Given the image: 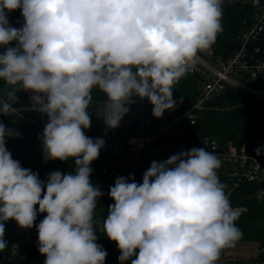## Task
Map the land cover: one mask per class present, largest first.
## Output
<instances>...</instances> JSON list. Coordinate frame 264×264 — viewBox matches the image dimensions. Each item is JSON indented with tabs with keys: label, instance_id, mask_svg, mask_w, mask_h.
<instances>
[{
	"label": "clouds",
	"instance_id": "obj_1",
	"mask_svg": "<svg viewBox=\"0 0 264 264\" xmlns=\"http://www.w3.org/2000/svg\"><path fill=\"white\" fill-rule=\"evenodd\" d=\"M18 8L21 28L7 19ZM222 17L223 0H0V80L11 89L9 99L32 91L31 102L47 115L45 159L76 164L74 175L53 171L45 184L12 158L6 137L19 133L0 122V251L7 247L5 222L31 228L39 205L46 213L37 226L44 264H104L107 252L94 229L103 193L90 181V164L105 141L84 132L91 92L107 96L110 128L134 95L147 98L161 118L176 107L175 83L223 31ZM13 110L0 99V112ZM220 167L213 152L192 148L152 161L140 184L117 178L102 230L117 243L121 264H216L223 249L234 247L243 234Z\"/></svg>",
	"mask_w": 264,
	"mask_h": 264
},
{
	"label": "built area",
	"instance_id": "obj_2",
	"mask_svg": "<svg viewBox=\"0 0 264 264\" xmlns=\"http://www.w3.org/2000/svg\"><path fill=\"white\" fill-rule=\"evenodd\" d=\"M228 8L242 9L245 13L241 29L232 42L223 37ZM222 26L223 31L211 49L199 53L198 62L184 76L195 79L197 97L193 103H177L174 110H166L161 118H156L148 99L135 97L126 105L128 111L119 125L110 128L104 118L107 102L91 100L87 109L91 125L84 132L93 140L102 138L105 141L99 154L105 164L92 181L102 195L109 196L117 178L138 172L151 161H165L192 148H205L220 159L221 167L217 170L228 171L221 177L230 200L243 184L260 185L257 194L264 199V136L258 142L260 155L250 153L245 145L224 148L210 137H192V128L203 113L228 90L264 98V0H260L258 7L253 6L252 0H223ZM8 88L0 80V99L7 100L14 109L8 115L27 123L34 141L42 142L49 121L47 115L39 112L38 106L31 102L34 93L20 89L16 93L17 99L12 100L7 95ZM0 115L5 114L0 112ZM35 209L37 217L31 228H22L17 222L12 226L5 223L7 247L0 251V264H44L46 257L38 250L37 226L46 213L39 212V205ZM231 248L221 251L218 264H242Z\"/></svg>",
	"mask_w": 264,
	"mask_h": 264
},
{
	"label": "trees",
	"instance_id": "obj_3",
	"mask_svg": "<svg viewBox=\"0 0 264 264\" xmlns=\"http://www.w3.org/2000/svg\"><path fill=\"white\" fill-rule=\"evenodd\" d=\"M244 16L245 13L242 9H227L223 35L225 40L233 41L241 29ZM7 19L9 24L15 28H21L25 23L19 8L7 13ZM10 45L15 47L16 42L13 41ZM91 96L95 102L108 101L107 96L98 88L92 90ZM135 97L137 96L134 95L132 99ZM196 97L197 90L194 78L183 77L179 85H174L173 99L177 103H193ZM0 122L7 129L19 133V135L6 137L5 146L12 153V158L19 161L23 168L30 169L37 174L42 182L46 184L49 174L53 171H59L62 174H75V158H68L65 161L45 159L43 141L40 143L34 141L31 127L27 123L10 115H0ZM263 136L264 98L243 91L228 90L222 98H218L212 103V108L203 113L197 125L192 128V137H210L217 140L224 148L230 145L236 147L245 145L249 152L254 154L259 148L258 142ZM151 162L142 170L130 173L125 178L134 177L136 183H142L143 175L150 167ZM104 164L105 161L101 155L90 164L93 169L90 175L91 182L97 177ZM223 180L221 177L220 182L222 183ZM129 182L132 180L129 179ZM259 189L260 185L258 184H243L235 191L230 200L232 207L239 212V218L235 223L243 234L240 240L254 241L260 245L257 264L264 262V199L258 196ZM112 204H114V200L110 195H101L97 198V206L94 210L96 243L107 252L104 264H121L118 259L121 253L117 243L111 241L102 230L103 221L106 219L108 208ZM5 223L12 226L16 221L12 219ZM124 264H131V261H125Z\"/></svg>",
	"mask_w": 264,
	"mask_h": 264
},
{
	"label": "rangeland",
	"instance_id": "obj_4",
	"mask_svg": "<svg viewBox=\"0 0 264 264\" xmlns=\"http://www.w3.org/2000/svg\"><path fill=\"white\" fill-rule=\"evenodd\" d=\"M11 89H6V92ZM20 91V90H19ZM228 173L227 169L217 170L219 180L222 175ZM235 257L238 258L242 264H257V257L260 255V245L254 241H241L239 240L234 247L231 248Z\"/></svg>",
	"mask_w": 264,
	"mask_h": 264
},
{
	"label": "water",
	"instance_id": "obj_5",
	"mask_svg": "<svg viewBox=\"0 0 264 264\" xmlns=\"http://www.w3.org/2000/svg\"><path fill=\"white\" fill-rule=\"evenodd\" d=\"M220 98H222V96Z\"/></svg>",
	"mask_w": 264,
	"mask_h": 264
}]
</instances>
